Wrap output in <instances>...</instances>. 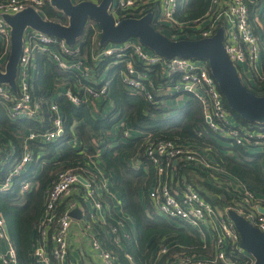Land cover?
Returning a JSON list of instances; mask_svg holds the SVG:
<instances>
[{
  "label": "built area",
  "instance_id": "built-area-1",
  "mask_svg": "<svg viewBox=\"0 0 264 264\" xmlns=\"http://www.w3.org/2000/svg\"><path fill=\"white\" fill-rule=\"evenodd\" d=\"M47 1L0 0V40L5 46V51L0 56V66L6 62L10 47L11 27L4 15H14L28 7L41 10ZM72 1L77 3L82 0ZM91 1L98 2V0ZM154 5L157 6L155 14L152 12ZM177 8L178 0H112L109 13L117 24L122 19L140 18L150 12L152 25L161 28L166 24L172 25L177 22L175 20ZM203 19H207V22L196 28L197 33H193L194 38L210 37L218 28H222L224 49L236 67L242 82L250 85L248 74L260 72L258 64L261 48L250 21L246 0H210L209 10ZM85 25L92 28L94 33L97 32L94 21L87 20ZM170 34L173 37L176 36V33L171 31ZM35 52L47 54L59 69L71 73L77 83L81 80H90L92 77L89 58L85 57L77 42L70 45L63 38L26 28L22 53L17 65L16 89L13 90L7 84L0 83V104L5 106L6 115L12 120L40 117L42 105L34 96L32 84V58ZM100 57H110L115 62H122L124 64L121 72L122 82L131 93H142L147 100L153 99L156 83L147 70L136 69L133 64L134 59L145 68L158 66L165 77L177 75L178 79L167 89L171 93L192 94L201 102L207 130L223 139L231 140L233 144L249 149L264 147V125L249 128L235 121L232 122L231 113L225 105L206 61L186 57L167 59L150 51L135 38H129L121 43H107L98 54L93 56L95 61H98ZM0 71L4 72V69L0 67ZM107 84L108 82L103 83L97 89L91 86L66 88L63 94L74 105L95 102L106 96ZM80 90H83L82 93ZM49 109L52 119L51 128L45 132H35L30 129L22 137L21 153L14 159L10 158L12 162L9 169L0 180V192H10L13 188V178L28 170V165L33 159V152L29 147L32 141L42 144L52 142L63 134V121L58 105L52 102ZM119 126L124 130V137L131 135V130L125 122H119ZM71 142L77 144V139L73 138ZM144 154L155 166L156 174L160 176L157 184L149 190V198L155 204L158 213L170 220L186 223L201 233L210 230L214 241L215 253L212 257L202 258L194 254L180 253L167 259L164 264L255 263L254 256L242 247L240 236L227 211L235 210L264 233V211L260 210H264L262 199L256 198L252 192L242 189L241 186V201L236 202L235 207L227 206L221 209L205 200L189 182H181L183 184L175 186L164 182V175L174 167L176 162L188 164L198 160V151L192 145L179 144L172 140L150 139L144 145ZM10 156L11 153L7 152L6 147L0 142V163L5 164ZM135 166L138 165L135 164ZM32 177L20 181L18 187L20 194L24 195L36 187ZM109 181L108 173L101 167L97 175L83 166L56 172L45 192L41 215L34 224L30 264H67L68 233L77 219L72 217L70 212L76 208L83 212L87 205L94 210L104 209L107 203L102 198L111 197ZM99 188L102 189L101 196L98 193ZM91 214L94 216L93 213ZM121 225L122 222L119 221L106 229L107 234L111 232L112 240L116 244H120L123 237L120 231ZM92 226L93 224L89 223L82 225L85 229H92ZM92 236L91 246L97 253L100 263L118 264L116 254L104 247L97 237V231ZM167 250L166 246H162L157 253L158 256L166 253ZM0 264H19L16 249L1 212Z\"/></svg>",
  "mask_w": 264,
  "mask_h": 264
},
{
  "label": "trees",
  "instance_id": "trees-1",
  "mask_svg": "<svg viewBox=\"0 0 264 264\" xmlns=\"http://www.w3.org/2000/svg\"><path fill=\"white\" fill-rule=\"evenodd\" d=\"M246 3L250 21L264 56V0H246ZM209 7L210 0H178V8L175 12L177 22L172 25L166 24L161 28L154 27L164 35L166 32L164 30L176 33L172 39L191 38L180 35L177 27L180 23L185 25L199 23ZM41 11L47 19L61 23L67 21L66 16L52 6L49 0L41 7ZM156 11L157 6L154 5L152 12L155 14ZM191 31L197 33L196 29ZM93 33V29L86 26L84 34L76 40L82 53L85 45L89 49L94 44V54H98L106 45L100 44L99 37L95 43L91 41ZM4 51L5 46L0 40V56ZM88 54L89 58L90 53ZM33 64L32 84L34 96L42 105L41 118L13 121L5 114H0V142L6 147L7 152L11 153L5 164L0 163V180L9 169L12 162L10 158L18 157L21 152L18 132H22L25 128L35 132H45L51 128L49 105L52 102H55L60 109L64 132L52 142L42 144L32 141L30 144L33 159L28 170L13 178V188L10 192H0V212L5 218L19 264H30L34 224L41 215L45 192L56 172L77 166L85 167L87 166L85 160L94 154L99 156V160L97 159L99 167L107 173L114 172L113 187L119 193L124 212L134 220L136 227L135 237H122L120 244H116L112 240L111 232L106 234L94 225L98 239L102 241L104 247L116 254L118 264H164L167 259L180 253L194 254L202 258L212 257L215 247L213 238L209 234H205V238L202 239L198 229L162 216L150 200L149 186L155 166L144 154V145L150 139L172 140L175 143L192 145L197 149L200 157L206 159L210 156L208 160L210 159L215 169L203 167L198 160L188 164L180 162L174 167L185 175V181L191 183L213 206L221 209L227 206L235 207V203L241 201L242 189L252 192L256 198L264 201V153L236 144H232L231 147L222 144L223 138L207 130L202 104L192 94L185 93L188 99L180 107L165 106L157 90L159 87L166 89L172 85L178 79L177 75L165 77L158 66L145 68L134 59L133 64L136 69L147 70L156 83L153 99L147 100L142 93H131L122 82L121 72L124 69L122 62H115L110 57H100L95 63L90 61L95 77L106 71L105 77L100 82L94 83L91 81L93 74L90 80H82V84L97 89L108 82L107 94L99 99V103L103 109L109 101L112 103L110 110L100 114L103 111L100 108L99 114H94L86 103L74 105L63 93L54 95L57 83L69 78L74 80L71 73L59 69L48 55L42 52L33 54ZM4 65L0 66L1 69H4ZM255 81L260 84L252 86L249 90L262 94L264 82L259 79ZM82 91L80 90L81 93ZM179 94L183 93H173L171 97ZM231 116L237 124L249 128L257 127L255 123L248 122L233 111ZM121 121L131 130L130 136H123V128L117 126ZM135 131H145L148 135L141 137L134 134ZM73 138L77 139V144H72ZM11 145L14 146L13 151L9 149ZM138 160L147 163V172L140 166H135ZM216 169L233 177L240 183L242 189L228 192L225 189L227 186L218 188L215 184L221 182L224 185L223 182L228 180L219 176ZM203 175L207 180L199 181L194 177ZM30 176H33L32 178L37 182V187L22 195L18 190L19 183ZM205 190L212 193L206 194ZM119 221L121 219L117 216H108L105 222L106 229ZM162 246H166L168 250L158 256L157 253Z\"/></svg>",
  "mask_w": 264,
  "mask_h": 264
},
{
  "label": "water",
  "instance_id": "water-1",
  "mask_svg": "<svg viewBox=\"0 0 264 264\" xmlns=\"http://www.w3.org/2000/svg\"><path fill=\"white\" fill-rule=\"evenodd\" d=\"M111 1L82 0L74 3L72 0H49L52 6L66 16L67 24L47 19L41 10L32 7L14 15L5 14L4 18L11 27L10 47L4 72L0 71V83L16 89L17 65L26 28L63 38L68 44L74 45L85 32L86 21L91 19L100 29V44L121 43L135 38L150 51L167 59L186 57L206 61L228 110L251 123L264 121V94L250 91L242 82L224 49L222 28L206 38L172 39L156 30L151 23L150 12L140 18L122 19L115 24L109 13ZM227 213L240 236L242 247L254 256V264H264V233L235 210L228 209ZM70 214L75 218L81 215L77 208Z\"/></svg>",
  "mask_w": 264,
  "mask_h": 264
},
{
  "label": "crops",
  "instance_id": "crops-1",
  "mask_svg": "<svg viewBox=\"0 0 264 264\" xmlns=\"http://www.w3.org/2000/svg\"><path fill=\"white\" fill-rule=\"evenodd\" d=\"M206 22H207V19L202 18L198 24L203 25ZM189 24H193V23H189ZM164 31H166L165 32L166 36H168L169 38H174L173 36H171L169 30L168 31L164 30ZM84 52H86L85 57H87L89 55L88 53H90L88 60L91 61V63L96 62L95 59L93 58V56L96 54H94V51H92L91 47L88 49L87 45H85V47L83 49V54H84ZM32 60H33V58H32ZM33 65L34 64L32 63V69H31L32 70V78H33V71H34ZM258 70L260 71L259 74H256V73L248 74V79L250 82V87L248 85H246L248 88H251L252 86H258L260 83L255 81L257 79L264 82V56L262 55V52L260 55ZM105 73H106V71H103L104 77H105ZM92 76H93V74H92ZM102 76L103 75L100 73L99 75H97V77H93V78L91 77L92 78L91 81H93L94 83L100 82L103 79ZM262 84H264V83H262ZM80 86L81 87L85 86L84 84H82V80L79 83H77L76 80H71V78H69L68 80L66 79V80L56 84L55 90H54V92H55L54 95L62 94L66 88L72 89V88H78ZM169 91L170 90H168L167 88L163 89L162 87H159V89L157 90V93L159 94V96L162 97L161 100H163V103L167 107H173V108L180 107L188 99V96L185 94H179V95H176L174 97H171V95H173V93H171ZM257 92H259V91H257ZM86 104L91 108V110L93 111L94 114H99L100 108H102V110H103L100 114H102L106 110H110L112 108V103L110 101L107 103V105L105 106L106 108L104 107V109H103V107H101L99 100L95 101V102L89 101ZM4 108H5V106L0 104V114L6 115ZM40 118H41V116L37 119H40ZM21 119H28V118H18V119H15L13 121H18ZM231 119L233 122L234 118L232 116H231ZM34 120H36V119H34ZM118 124H117V126L119 127ZM29 130H30V128H25L22 132H18V134H17V137L19 138V141H20L21 150H22V146H21L22 137L25 136ZM134 134H138L141 137H147V135H148L147 132H145V131H138V132L135 131ZM29 147L32 150L31 144L29 145ZM13 148H14V146L11 145L9 148L10 151H13ZM255 151H260V152L264 153V147H257V149ZM13 153L14 152H12V154ZM97 159L99 160L98 154H94L93 156L90 155L85 160V162L87 164V166H85V167L89 171L93 172L95 175H97L99 168H100L99 165H97ZM178 163H179V161L176 162L175 164H178ZM135 164H137L138 167L140 166L142 169H144L147 172V168H148L147 163L140 162L138 160L135 162ZM201 165L203 167H206V168H214L213 166H210L209 162H207L206 160H205V163L201 162ZM38 169H39V167H38ZM152 170H153V167H152ZM216 170L219 172V176H222L228 180L227 182H223V184L227 186L225 188V189H227L226 191H228V192L230 190L239 191L241 189L240 183L236 182L233 177L229 176L226 173L220 172V170H218V169H216ZM152 172L153 173L151 176L149 189H151L153 186H155L157 184L158 180L160 179V176H158L156 174L155 169ZM191 175H193V174L191 173ZM108 176L110 179L109 183H110V187H111V197H110L111 199L109 197H103L102 196L103 197L102 200L105 203H107V205H105V208L94 210L90 205H87V207L85 206L83 212H80L81 218H77L76 221L72 224V226L70 228V231L68 233V257H67V261H66L67 264H101L100 260L97 256V253L95 252V250L91 246V240L93 238L92 235L95 234V232L97 231L96 228L94 227V225H97L106 234L108 233V231H106V227H105V222H106V219L108 216H110V217L117 216L118 218L121 219L122 225H121L120 231H121L123 238H128L130 236H134V237L136 236V227H135L134 220L132 218H130V216H128L124 212L123 206H122V201H121V198L119 196V193L117 191H115V189L113 187V181L115 179L114 172H109ZM194 177H196V180L198 179L200 181V177H198V176H194ZM163 180H164V182H166L167 184H169L171 186L181 185V184H183L181 182H185L186 176L181 174L179 171H177L175 169V167H173L170 171H168L164 175ZM217 182H219L218 179H217ZM35 184L37 187L36 181H35ZM205 192H206V194L212 193L208 190H205ZM98 193L100 196L102 195V189L101 188H99ZM156 210H157V208H156ZM157 212H158V210H157ZM91 213H93L94 216H92ZM84 223H89L91 225L93 224L92 229L83 228L82 225ZM93 227H94V229H93ZM94 230H96V231L94 232ZM204 232L205 233H201L202 239L205 238V234H209L210 237H212L210 230H205ZM1 247H4V246L1 245ZM54 264H56V263H54Z\"/></svg>",
  "mask_w": 264,
  "mask_h": 264
},
{
  "label": "rangeland",
  "instance_id": "rangeland-1",
  "mask_svg": "<svg viewBox=\"0 0 264 264\" xmlns=\"http://www.w3.org/2000/svg\"><path fill=\"white\" fill-rule=\"evenodd\" d=\"M95 23V22H94ZM63 24H67V23H63ZM95 26L97 27V32L96 33H93V35H91V41H93L94 43H95V40L100 36V29L98 28V26H97V24L95 23ZM202 25H200V24H198L197 23V25H196V23H195V25H194V23L193 24H189V23H187L186 25L185 24H180L178 27H177V29L179 30V32H180V35H184V36H190L191 38H194L195 37V34H193V32L191 31V30H193V29H196V28H198V27H201ZM94 32V31H93ZM179 34V33H178ZM180 35H178V36H180ZM84 37V36H83ZM94 44H92V46H91V48H92V51H94ZM84 55H86V52H84ZM6 63V62H5ZM94 74V73H93ZM103 76V79H104V74H103V72L101 73ZM94 77H95V74H94ZM102 79V80H103ZM249 87H250V85H248ZM262 94H264V92H262ZM186 95V94H185ZM166 106V105H165ZM255 125L256 126H258V125H264V121H262V122H257V123H255ZM221 143L222 144H224L225 146H228V147H231L232 146V141L231 140H229V139H222L221 140ZM223 145V146H224ZM253 150H256V148H254ZM210 157V156H209ZM208 157V158H209ZM197 158H198V162H200V164H201V162H203V163H205V160L207 161V162H209V164H210V166H213L212 165V163H210V161L208 160V158H206V159H204V158H202V157H200L199 155H197ZM211 169V168H210ZM213 170V169H212ZM204 176L205 175H203V176H199L200 177V179L203 181V180H207V179H204ZM209 177H211V175H209ZM224 182H226V181H224ZM196 183V182H195ZM197 184V183H196ZM197 185H199V184H197ZM218 188L219 187H226V185H222L221 183H217V184H215ZM199 187L201 188V186L199 185ZM203 189V188H202ZM231 193V192H230Z\"/></svg>",
  "mask_w": 264,
  "mask_h": 264
}]
</instances>
